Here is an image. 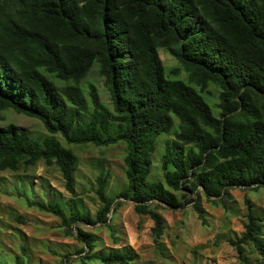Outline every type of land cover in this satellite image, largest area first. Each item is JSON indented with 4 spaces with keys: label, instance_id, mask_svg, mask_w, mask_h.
Segmentation results:
<instances>
[{
    "label": "trees",
    "instance_id": "obj_1",
    "mask_svg": "<svg viewBox=\"0 0 264 264\" xmlns=\"http://www.w3.org/2000/svg\"><path fill=\"white\" fill-rule=\"evenodd\" d=\"M161 49L199 91L166 78ZM97 67L113 110L88 80ZM211 83L221 90L219 118L201 96ZM6 110L40 120L49 135L0 128V171L44 161L59 168L70 193L79 159L57 135L70 145L127 146V187L110 196V177H98L96 219L75 200L69 213L59 201L32 206L73 235L77 223L106 225L124 199L153 220L159 244L166 229L159 206H183L174 193L201 189L208 199H223L234 188L264 187V0H0V112ZM175 120L179 131L172 134ZM163 135L173 137L162 157L163 180L150 181ZM246 204L245 233L230 244L241 259L253 246L264 260L263 220ZM195 210L204 218L199 205ZM75 229L82 260H136L131 247L96 253L98 238ZM26 257L15 264H28Z\"/></svg>",
    "mask_w": 264,
    "mask_h": 264
},
{
    "label": "rangeland",
    "instance_id": "obj_2",
    "mask_svg": "<svg viewBox=\"0 0 264 264\" xmlns=\"http://www.w3.org/2000/svg\"><path fill=\"white\" fill-rule=\"evenodd\" d=\"M159 54L166 78L182 81L199 91L198 87L190 84L188 73L168 50L161 49ZM88 80L97 85L102 101L113 110L110 92L98 67L90 73ZM220 93V88L213 83L201 93L218 118L221 114ZM11 124L35 139L49 135L43 123L36 118L13 110L0 112V128L6 129ZM177 131L179 122L175 120L172 134ZM170 136L163 135L157 144L150 181L163 180L162 157L167 140L173 138ZM57 138L79 159L74 193L67 191L59 168L48 166L44 161L36 166L22 167L17 172L0 171L1 264H15L17 256H27L28 264H102L96 260H82L84 254L79 255L78 252L84 245L77 239L76 227L98 238L96 253L131 247L136 255L131 264H264L253 246L246 247V258L241 259L236 248L230 244V240H238L245 233L247 199L262 218L264 230V187L256 191L234 188L223 199H208L201 189L194 194L187 191L174 193L183 206L178 209L159 206L158 212L166 220V229L159 244L154 242L152 235L153 220L149 216L138 215L134 203L124 199L116 200L106 225L77 223L71 235L58 217L32 204L59 201L69 213L67 204L75 200L82 212H89L96 219L101 207L96 194L97 179L101 174L110 177V196L126 188L125 158L128 150L123 142L98 147L92 144L70 145L61 135ZM195 205L200 206L204 218L196 212Z\"/></svg>",
    "mask_w": 264,
    "mask_h": 264
},
{
    "label": "water",
    "instance_id": "obj_3",
    "mask_svg": "<svg viewBox=\"0 0 264 264\" xmlns=\"http://www.w3.org/2000/svg\"><path fill=\"white\" fill-rule=\"evenodd\" d=\"M115 206H116V202H115V204H114V207H113V209L115 208Z\"/></svg>",
    "mask_w": 264,
    "mask_h": 264
}]
</instances>
